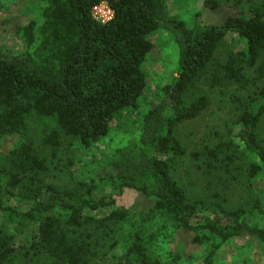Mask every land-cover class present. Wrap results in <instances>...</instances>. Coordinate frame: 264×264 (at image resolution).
I'll list each match as a JSON object with an SVG mask.
<instances>
[{
    "label": "trees",
    "instance_id": "obj_1",
    "mask_svg": "<svg viewBox=\"0 0 264 264\" xmlns=\"http://www.w3.org/2000/svg\"><path fill=\"white\" fill-rule=\"evenodd\" d=\"M40 1V20L21 32L23 51H0V141L18 139L0 152V214L7 219L0 225V264L17 259L20 264H102L112 256L113 264H157L147 247L144 217L135 231L117 234L128 213L116 208L114 193L94 197L102 183L148 199V222L161 219L193 234L198 244L217 239L220 244L204 264L213 263L222 244L244 234L264 246V229L249 225L240 212L215 205L232 220L228 225L199 217L203 204L190 201L173 175L186 156L179 128L209 106L208 97L194 93L195 85L229 38L241 42L243 50L214 66L210 83L223 88L240 130H230L224 143L199 156L221 162L228 151L232 162L241 150L257 161L248 167L249 178L264 170V0H203L209 11L226 7L234 12L219 26L198 20L186 25L169 15L167 0ZM101 3L114 14L107 24L92 17ZM161 30L177 46L178 71L153 107L141 113L151 38ZM131 112L137 118L129 122L130 131L140 128L137 139L111 151L108 159L86 161L74 173L76 146L100 144L114 122ZM9 200L26 208L18 210ZM102 209L109 211L97 216Z\"/></svg>",
    "mask_w": 264,
    "mask_h": 264
},
{
    "label": "rangeland",
    "instance_id": "obj_2",
    "mask_svg": "<svg viewBox=\"0 0 264 264\" xmlns=\"http://www.w3.org/2000/svg\"><path fill=\"white\" fill-rule=\"evenodd\" d=\"M42 6L43 2L40 0H0L1 52L16 54L23 51L21 32L29 22L40 20ZM167 8L170 16L180 19L189 26L193 25L195 20L204 25L219 26L224 23L226 17L234 14L226 7L209 11L204 8L203 0H167ZM151 41L154 49L148 54L145 63L149 80L148 87L139 101L141 113L153 107L160 89L169 84L178 71V49L171 36L161 30L154 34ZM241 50H243L241 42L232 38L225 40L217 49L213 67L196 83L194 93L208 97L209 106L197 120L187 122L179 128L177 137L186 149V156L175 166L173 175L190 201L203 204L199 217L215 218L224 225L232 224L231 219L222 216L216 210L215 205L220 204L226 211L240 212L249 225L264 229V170L252 179L248 177V167L257 164L253 156L240 150V153L234 154L236 159L230 162L232 153L227 151L220 157L221 162L213 163L208 155L199 156V153L204 154L207 148L213 149L216 145L224 143L228 136H232L228 135L230 130L233 134L240 130L239 125H234L235 111L222 96L223 88L211 86L210 73L214 66L224 63L232 53ZM227 90L235 94L233 89ZM136 118L133 112L126 113L114 122L110 134L100 144L89 149L76 146L77 163L74 173L86 161L107 158L111 151L137 139L139 125L130 131L129 123ZM35 125L37 126V123ZM233 140L238 144L236 138ZM17 142V138L1 140L0 152H6ZM228 155L230 160L226 159ZM63 183H66L65 178ZM112 193L115 194L113 197L116 200V208L128 213L117 227V234L130 233L133 229L135 231L139 220L144 217L145 220H142L145 224L144 236L148 243L147 247L157 264H204L208 253L220 244L213 238L203 240L199 244L194 243L193 234L174 230L161 219L148 222L146 215L151 209V202L134 190L123 189L117 192L114 185L102 183L98 184L94 197L96 199L109 197ZM7 202L18 210L26 208L17 200ZM108 211L102 209L96 214L102 217ZM6 221L7 219L0 214V225ZM116 254H119V251H116ZM113 258V256L108 258L102 264H113ZM20 263L21 261L17 259L16 264ZM212 264H264V246L256 238L244 234L222 244L216 250Z\"/></svg>",
    "mask_w": 264,
    "mask_h": 264
},
{
    "label": "built area",
    "instance_id": "obj_3",
    "mask_svg": "<svg viewBox=\"0 0 264 264\" xmlns=\"http://www.w3.org/2000/svg\"><path fill=\"white\" fill-rule=\"evenodd\" d=\"M113 11L104 3L96 6L92 10L93 19L100 24H107L113 20Z\"/></svg>",
    "mask_w": 264,
    "mask_h": 264
}]
</instances>
